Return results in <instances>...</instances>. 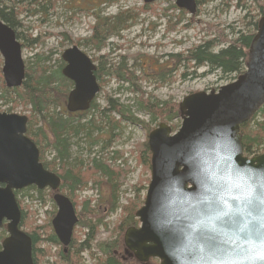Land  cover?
Segmentation results:
<instances>
[{
    "label": "water",
    "instance_id": "1",
    "mask_svg": "<svg viewBox=\"0 0 264 264\" xmlns=\"http://www.w3.org/2000/svg\"><path fill=\"white\" fill-rule=\"evenodd\" d=\"M152 3L157 0H143ZM195 15L196 0H176ZM2 76L9 89L22 86V43L0 18ZM62 75L73 83L69 113L87 111L100 85L97 67L77 45L65 49ZM264 104V10L247 58L246 71L218 92L200 91L179 104L182 124L172 132L161 122L148 135L151 178L138 227L124 233L135 259L159 264H264V155H243L240 126ZM28 116L0 112V264H34L32 238L20 228L15 196L30 186L50 189L57 212L51 220L65 249L79 218L60 191L61 178L44 167L40 149L27 135Z\"/></svg>",
    "mask_w": 264,
    "mask_h": 264
},
{
    "label": "rangeland",
    "instance_id": "2",
    "mask_svg": "<svg viewBox=\"0 0 264 264\" xmlns=\"http://www.w3.org/2000/svg\"><path fill=\"white\" fill-rule=\"evenodd\" d=\"M52 1L53 3L39 1V4L41 3L45 8L42 9L41 5L37 3L35 5L30 0H1L5 8L8 10L12 8L14 14H17L16 31L23 45L22 56L25 68H36V64H39V66L51 68L52 71L56 70L61 66V55L64 50L77 45L95 61L96 65L101 64L107 70L118 68L122 58H126V65L134 73V77L137 78L136 85L140 87L139 92H134L127 83L118 81L114 77L101 76V90L96 96V105L100 110L106 108L108 105L106 99L110 97L117 100L120 106H124L130 114L143 123H133L121 119L118 113H112L110 116L116 119L118 124L117 129L112 130L105 119L107 114L98 115L94 124L99 126V129L91 132L90 136L83 132L71 139V163L83 162L85 166L97 159L109 165L111 170H123L125 175L124 183L117 191L114 212H110L111 204L108 197L110 186L104 182L98 183L101 177L87 181L83 189L72 195L73 199L74 196L76 197L77 203L89 201L97 208L100 223L96 239L104 242L116 238L122 209L128 205L129 200L139 195L144 202L145 188L149 185L151 178V166L150 172L147 173L143 171V163L138 162L140 157L144 162L146 155L144 145L148 144V132L157 128L161 122L169 125L172 132L179 130L182 124L180 109H178L180 115L176 119L171 120L168 116L176 112V107L178 108L183 98L200 91L218 92L222 86L238 78L224 76L221 72L206 66L195 67L193 62L189 64L186 60L181 63L176 56L186 58L195 46L213 38L216 33L207 32V24L215 25L218 31L222 30L229 38L234 37L239 31L247 33L244 18L248 13L250 16L246 19L247 22L250 17H257L258 6L248 3L247 7L241 8L235 1H232L229 6L217 1L198 5L197 13L192 15L183 9L174 8V0L155 2L152 5L154 12L139 10L144 5L143 0ZM129 11L136 13L135 18L129 19L126 22L128 26L122 27L118 34L109 38L101 49L97 50L92 44L85 43V40L92 35V26L96 23L97 13L101 17H107L126 14ZM65 35L71 39L72 43L65 41ZM224 46L225 44L218 45L215 47V52ZM2 65L3 60L0 68ZM1 78L4 82L2 72ZM6 89L11 90L7 87ZM2 91L3 88L0 85V112L30 114L29 105L15 103L9 95L4 94V96ZM148 99L161 104L162 117L159 116V109L153 112L154 120L150 114L140 111V103L146 104L144 100ZM63 106L62 109L65 111L66 107ZM93 113L94 111L90 112L81 121L91 119ZM252 117L248 121L252 120ZM254 118L248 126V131L252 132L256 128V123L262 122L260 115ZM42 124L39 118L33 121V132H38ZM47 144V139L41 140L39 147L44 152V160L51 161L56 153ZM243 155L246 156L244 153ZM261 155H264L262 149L246 157L253 158ZM54 169L61 170V166L56 164ZM139 179L143 180L144 186L140 192H138ZM43 191L46 194L42 199L33 189H23L18 195L25 213L29 214V220L38 227L48 222L51 224L57 212L53 199L49 198H52L53 193L49 189ZM61 192L68 195L66 190ZM142 205L140 204V207ZM77 208L81 211L82 205H78L76 210ZM80 235L81 240L84 241L83 232ZM51 250L55 253L58 248L53 246ZM92 252L94 251H84L83 264L96 263L99 254L92 255ZM54 261L55 256H50L42 261V264H54Z\"/></svg>",
    "mask_w": 264,
    "mask_h": 264
},
{
    "label": "trees",
    "instance_id": "3",
    "mask_svg": "<svg viewBox=\"0 0 264 264\" xmlns=\"http://www.w3.org/2000/svg\"><path fill=\"white\" fill-rule=\"evenodd\" d=\"M30 1L53 3L52 0ZM217 1L226 6H229L232 1H235L236 5L241 8L247 7L248 3H254L258 6V16L250 17V20L247 22L246 19L250 14H246L243 22H245V27L248 32H236L234 37L231 38L225 36L222 30L218 31L215 25L207 24L206 31L209 33L210 31H214L216 33L213 38L205 41L203 44L195 46L189 51L186 58H182L181 56L176 57L181 63L185 60L189 62V64L193 62V66L195 67L206 66L209 69L221 72L224 76H232L236 79L246 71L249 47L258 29V22L264 10V0H198V5ZM174 8L176 7L174 6ZM42 9H45L44 6H42ZM139 10L154 12L153 6L145 4ZM183 13H185V11H183ZM15 14L12 8L9 10L5 8L0 0V18L15 30L17 38L19 39V34L16 31L17 14ZM135 16L136 13L131 11L126 12V14L107 17H101L97 13L96 23L92 26V35L85 40V43L92 44L97 50L101 49L109 38L118 34L122 27L125 28L128 26L126 22L129 19L133 20ZM231 34L233 35V33ZM64 38L65 41L72 43L71 39L66 35ZM222 44H225V46L215 52V47ZM122 59L123 60L118 64V68L116 69L108 68L107 70L100 64L96 71L98 79H101V76L114 77L118 81L130 85L134 92H139L140 87L136 85L137 78L134 77L132 70L127 67L125 62L126 58ZM1 62L2 60L0 58V66ZM63 67V61L61 62V66L53 71L51 68L39 66V64H36V68L26 67V76L22 86L11 90L6 89L5 83L1 78L2 69L0 68V85L3 88V95H9L10 99L15 103H21L31 107L30 114L27 115L29 119L27 135L36 143L39 149L41 140L47 139V145L52 147L53 151L56 153L51 161H46L44 160L45 158H43L44 152L40 149V161L46 169L55 172L61 178V190H66L68 192L67 194L70 197L67 196L73 202L75 209L78 205H82L81 211H78V208L76 210L79 221L75 227L72 242L67 252H63L53 233L50 222L44 226H34L29 220V214L27 212L25 213L23 209L22 201L18 199L20 191H15V196L22 211L20 226L22 230L32 238V256L34 264H42V261L50 256L56 257V264H83L81 253L86 250H91L92 247H90V243L97 240L96 237L99 233L98 227L100 218H98L97 208L92 206L89 201H84L79 204L76 202V197L74 196L73 199L72 195H74L76 191L83 189L87 181L101 177L98 183L104 182V184L110 186V190L108 191L111 204L110 212H114L116 210V200L118 197L117 191H119V187L123 185L125 180L123 170H111L109 165L97 159H94L91 164L85 166L83 162L79 164L76 162L71 163V139L79 136V134L83 132H85L87 136H90L91 132L95 129H99L100 127L94 124L96 116L98 117V115L103 116L107 114V125L112 130L117 129L116 127L118 125L116 119L110 116L112 113H118L121 119L133 123H143L130 114V111L124 108V106H120L117 100H113L110 97L106 99L108 105L102 110H100L99 106H97L94 101L90 109L82 112V114L77 113L74 115L67 112L66 109L64 111L62 108L64 107L63 105L66 107L68 94L73 87V83L62 75L61 71ZM99 81L101 82V80ZM144 102L146 104L140 103V111L150 114L152 120H154L155 117L152 116L154 115L153 112L159 109V116L162 117L161 114L163 113V109H160L161 104L158 101L154 103L148 99L144 100ZM178 109L179 106L178 108L176 107V112L168 116V118L174 120L179 117L180 114ZM91 110L94 111L90 117L91 119L88 120L87 118L82 122L81 120L85 118ZM258 115L262 117V122H257L256 128L252 130V132L248 131V126L251 121H254V117ZM38 118L42 120L43 124L38 129V132H33V121L38 120ZM252 120L240 126L242 148L246 156H252L254 152L260 149L264 150V104L252 117ZM145 126L147 128V125ZM150 131L148 133H150ZM144 146L146 154L144 162L141 159L142 157H140L138 163H143V171L149 173L151 153L148 144L145 143ZM56 164L61 166V170L55 171L54 167ZM103 178L105 179L103 180ZM138 182V192H140L144 188L143 180L139 179ZM32 189L39 194L41 199L46 194L45 191L38 190L34 186L27 188V190ZM47 196L49 197L48 194ZM49 198L52 200L51 197ZM143 203L139 195L129 200L128 205L124 206L122 209V216L120 217L121 223L117 227L118 232L116 238L104 242L97 240V244L95 245L96 251L92 252V255L99 254L96 264H157L156 260H150L147 263L138 262L133 254L127 250L123 240L125 229L139 226V220L136 218L135 213L140 207V204ZM94 220L96 222H94ZM82 232L83 235H85L84 241L81 240L82 236L80 234ZM6 235L7 232L5 228L0 229V243ZM53 246L58 248V251L55 253L51 250Z\"/></svg>",
    "mask_w": 264,
    "mask_h": 264
},
{
    "label": "flooded vegetation",
    "instance_id": "4",
    "mask_svg": "<svg viewBox=\"0 0 264 264\" xmlns=\"http://www.w3.org/2000/svg\"><path fill=\"white\" fill-rule=\"evenodd\" d=\"M158 1H161V0H157V1H154V2H152V3H145L144 1V4L145 5H153L155 2H158ZM175 2H174V6L175 7H177L176 6V0H174ZM196 2H197V4H198V0H196ZM198 6V5H197ZM92 59V58H91ZM93 61V60H92ZM93 63H95V61H93ZM96 65V64H95ZM98 66H99V64L98 65H96V67H97V69H98ZM97 71V70H96ZM95 74H96V72H95ZM96 77H97V75H96ZM97 80H98V83H99V85H100V79H98V77H97ZM100 90H101V85H100ZM98 95V94H97ZM95 101V103H96V98L93 100V102ZM92 102V103H93ZM92 103H91V105H92ZM79 114H82V112H78ZM71 114H77V113H71ZM51 227H52V225H51ZM76 227V226H75ZM3 228H5V226L3 227ZM20 228H21V226H20ZM22 229V228H21ZM5 230H6V228H5ZM52 230H53V227H52ZM75 230V229H74ZM7 232V231H6ZM53 233H54V230H53ZM74 234V233H73ZM54 235H55V233H54ZM7 236V235H6ZM55 237H56V235H55ZM73 238V237H72ZM56 239H57V237H56ZM57 241L59 242V240L57 239ZM71 242H72V240H71ZM71 244V243H70ZM59 245H60V247L62 248V250H63V252H67V250H68V248H69V246L67 247V249H65V247H63L62 245H61V243L59 242ZM0 249H1V243H0ZM55 260H56V257H55ZM54 264H56L55 263V261H54ZM96 264V263H95Z\"/></svg>",
    "mask_w": 264,
    "mask_h": 264
},
{
    "label": "bare ground",
    "instance_id": "5",
    "mask_svg": "<svg viewBox=\"0 0 264 264\" xmlns=\"http://www.w3.org/2000/svg\"><path fill=\"white\" fill-rule=\"evenodd\" d=\"M32 3L33 4H35V5H37V4H39V2H35V1H32ZM37 3V4H36ZM39 5H41V3L39 4ZM90 109V108H89ZM88 109V110H89ZM94 110V109H93ZM91 112H92V110H91ZM106 119V118H105ZM115 239V238H114ZM97 244V240H94V241H92L91 243H90V247H92V249L91 250H93L94 252L96 251V248H95V245ZM86 251H90V250H86ZM84 253V251L81 253V257H82V254Z\"/></svg>",
    "mask_w": 264,
    "mask_h": 264
}]
</instances>
